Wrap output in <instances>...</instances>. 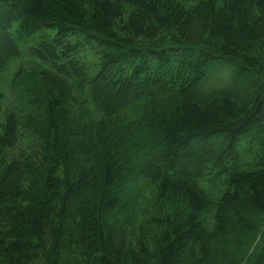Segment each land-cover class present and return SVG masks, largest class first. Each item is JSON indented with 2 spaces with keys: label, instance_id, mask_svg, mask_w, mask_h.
<instances>
[{
  "label": "trees",
  "instance_id": "trees-1",
  "mask_svg": "<svg viewBox=\"0 0 264 264\" xmlns=\"http://www.w3.org/2000/svg\"><path fill=\"white\" fill-rule=\"evenodd\" d=\"M0 117V264H264V0H0Z\"/></svg>",
  "mask_w": 264,
  "mask_h": 264
},
{
  "label": "rangeland",
  "instance_id": "rangeland-1",
  "mask_svg": "<svg viewBox=\"0 0 264 264\" xmlns=\"http://www.w3.org/2000/svg\"><path fill=\"white\" fill-rule=\"evenodd\" d=\"M28 40H29L28 41L29 43H28V46L27 47L34 46V45H32L33 39H28ZM26 52L27 51L25 49V46L24 47H21V55H22L21 57H22V59L13 61L12 65L10 67V70L12 69V71L10 73H7L6 74L7 75L6 76V80L1 83V89L3 90L4 94L6 95V97H11L12 96L11 95V92H10L9 83L7 81H10V78H11L14 70H16V68L21 64V61H25L24 63L27 62L28 58L26 57ZM87 55H88V59H92L93 58V56L90 53H87ZM0 119H1V117H0ZM114 217H118V218L117 219H114L113 221H115V220H122V219H124L125 215H124V212H121L119 214H115Z\"/></svg>",
  "mask_w": 264,
  "mask_h": 264
}]
</instances>
